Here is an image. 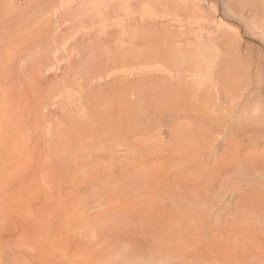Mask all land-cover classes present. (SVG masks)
<instances>
[{
    "label": "rangeland",
    "instance_id": "1",
    "mask_svg": "<svg viewBox=\"0 0 264 264\" xmlns=\"http://www.w3.org/2000/svg\"><path fill=\"white\" fill-rule=\"evenodd\" d=\"M0 264H264V0H0Z\"/></svg>",
    "mask_w": 264,
    "mask_h": 264
},
{
    "label": "bare ground",
    "instance_id": "2",
    "mask_svg": "<svg viewBox=\"0 0 264 264\" xmlns=\"http://www.w3.org/2000/svg\"><path fill=\"white\" fill-rule=\"evenodd\" d=\"M153 57H154V56H153ZM153 57H151V58H153ZM151 58H150V59H151ZM156 58H157V57L153 58V60H152L151 62H149V63H152V62L156 61ZM157 61H158V60H157ZM155 68H156V67H155ZM93 71H94V70H93ZM90 78H91V77H90ZM2 155H3V154H2ZM14 161H15V160H14ZM11 162H12V161H11ZM1 173H2V172H1ZM2 174H3V173H2ZM13 174H14V173H13ZM8 175H9V174H8ZM8 175H7V176H8ZM10 175H11V174H10ZM44 191H45V190H44ZM45 194H47L46 191H45ZM23 213H24V212H23Z\"/></svg>",
    "mask_w": 264,
    "mask_h": 264
}]
</instances>
